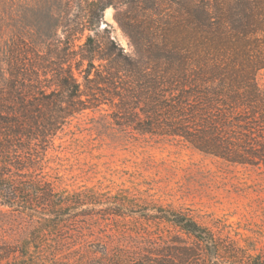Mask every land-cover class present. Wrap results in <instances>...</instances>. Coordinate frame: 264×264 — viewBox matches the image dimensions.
I'll list each match as a JSON object with an SVG mask.
<instances>
[{
    "label": "trees",
    "instance_id": "trees-1",
    "mask_svg": "<svg viewBox=\"0 0 264 264\" xmlns=\"http://www.w3.org/2000/svg\"><path fill=\"white\" fill-rule=\"evenodd\" d=\"M71 1L79 16L65 20L51 50L41 55L32 44L13 43L0 59V199L38 224L24 252H5L6 264H245L244 252H40L44 233L75 218L73 205L82 203L57 195L40 175L57 133L86 111L106 106L121 131L181 142L229 165L264 166V89L256 82L264 69V0L171 1L174 10L164 0ZM110 7L131 54L91 35ZM178 7L189 23L195 14V60L175 42L178 20L160 19L183 15ZM153 219L220 247L185 214L158 208ZM54 244L59 251L62 242Z\"/></svg>",
    "mask_w": 264,
    "mask_h": 264
},
{
    "label": "rangeland",
    "instance_id": "rangeland-1",
    "mask_svg": "<svg viewBox=\"0 0 264 264\" xmlns=\"http://www.w3.org/2000/svg\"><path fill=\"white\" fill-rule=\"evenodd\" d=\"M171 1L182 3L164 0L163 5L171 4L174 10ZM189 3L195 6V0ZM66 8L71 10L68 14ZM108 9V16L106 9L98 31L91 35L102 44L110 37L131 54L129 39L114 19V8ZM77 11L75 2L67 0H0V59L8 46L22 42L43 55L62 38L65 20L78 17ZM182 13L165 12L160 19L164 24L178 20L175 42L195 60V14L189 23ZM89 34L85 32L75 45L81 46ZM256 82L264 89V69ZM107 114L108 107L102 106L76 116L47 151L42 180L57 195L82 203L73 205L75 218L57 231L44 233L47 243L40 252L86 255L104 247L107 252H244L245 264H264L263 165H229L181 142L121 131ZM158 208L191 217L220 247L208 249L175 226L154 220ZM101 210H109V215L90 217ZM82 211L87 215L80 216ZM37 226L0 199V264H6L5 252H24L23 241L37 232ZM57 240L62 242L59 251L54 247Z\"/></svg>",
    "mask_w": 264,
    "mask_h": 264
},
{
    "label": "bare ground",
    "instance_id": "bare-ground-1",
    "mask_svg": "<svg viewBox=\"0 0 264 264\" xmlns=\"http://www.w3.org/2000/svg\"><path fill=\"white\" fill-rule=\"evenodd\" d=\"M109 10H110V9H107V10L105 11V14L107 13V16H108V13H109L108 11H109Z\"/></svg>",
    "mask_w": 264,
    "mask_h": 264
}]
</instances>
